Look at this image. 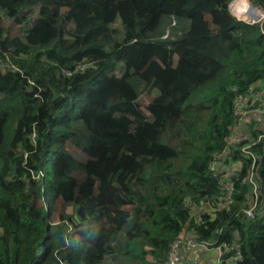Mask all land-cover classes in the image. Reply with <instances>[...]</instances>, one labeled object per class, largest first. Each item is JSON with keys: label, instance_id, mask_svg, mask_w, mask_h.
I'll use <instances>...</instances> for the list:
<instances>
[{"label": "trees", "instance_id": "trees-1", "mask_svg": "<svg viewBox=\"0 0 264 264\" xmlns=\"http://www.w3.org/2000/svg\"><path fill=\"white\" fill-rule=\"evenodd\" d=\"M232 1L0 0V264H264V22Z\"/></svg>", "mask_w": 264, "mask_h": 264}, {"label": "rangeland", "instance_id": "rangeland-1", "mask_svg": "<svg viewBox=\"0 0 264 264\" xmlns=\"http://www.w3.org/2000/svg\"><path fill=\"white\" fill-rule=\"evenodd\" d=\"M234 1V0H233ZM232 1V2H233ZM240 1V0H239ZM231 2V3H232ZM241 2H246V1H241ZM231 3L229 4V10H230V12H231V14L234 16V17H236L238 20H240V21H244V22H246V23H248V22H251V23H253V22H256V23H259L258 21H260L261 22V20H264L263 19V15H262V11H260V13H258V11L256 10V9H254L253 8V10H252V15L253 16H257V19L256 20H254L253 22L252 21H248L247 20V17L246 16H243V17H238L235 13H234V11L231 9ZM247 8H249V7H252L251 5V3L249 2V0H247ZM244 6H246V4H243V7ZM259 10V9H258ZM259 14H261V15H259ZM260 16V17H259ZM259 17V18H258ZM251 23H248V24H251ZM254 24V23H253ZM8 25H9V28H10V35L11 36H14V35H16L17 33H18V31H19V27L18 26H16V25H14V24H11V23H8ZM8 25H7V27H8ZM151 99V96L150 95H148V94H146V93H143L140 97H139V103L142 105V106H145L148 102H149V100ZM260 216H262V217H264V208L261 210V212H260ZM191 243L190 242H185V243H181V246H179V247H177L175 250H178L177 251V254H176V256H174V254H171L170 255V262H172L173 264H177V262H180L181 261V259L182 258H184L187 254L189 255V253L192 251L191 249H192V247H191V245H190ZM209 250H214V252L215 253H212V255H211V253H207V254H210L211 256L209 257V259L212 261V263L211 264H213V259H214V257L215 258H217V259H219V252H220V250H217V249H208V251ZM207 250H196L193 254H191L190 256H188V260L190 259L191 261H192V263H194L195 262V260L197 259L196 257H197V254L200 252V253H202V252H206ZM177 258V259H176ZM177 260H179V261H177ZM198 260V259H197ZM207 261V259H206V256L204 255V257L202 258V263L203 264H205V262Z\"/></svg>", "mask_w": 264, "mask_h": 264}, {"label": "built area", "instance_id": "built-area-1", "mask_svg": "<svg viewBox=\"0 0 264 264\" xmlns=\"http://www.w3.org/2000/svg\"><path fill=\"white\" fill-rule=\"evenodd\" d=\"M251 6L252 7H250V8L256 9L258 11V13H260V11H262V15L263 16L261 14H259V15H261L263 17V19H264V11L261 10L260 8L256 7V6H254V5H251ZM246 17H247V20L248 21H252V22L257 19V16H253V15H250V14H246ZM258 22H259V24H262L264 22V20H261V22L260 21H258ZM248 23H251V22H248ZM253 23H256V22H253ZM253 23H251V24H253ZM262 32L264 33V27L262 28ZM247 115H249V112L248 111H245V116H247ZM233 140L236 141V142H238V143H240V142H243L245 140V137L239 135V136L233 138ZM248 148H249V146H242L241 153L242 154H249V149ZM233 168H234V165L231 167L230 171L233 170ZM249 178H250V181H251V184H252L253 193L257 197L258 186H257L256 182L254 181V179L252 177L249 176ZM226 201H227V198H226ZM253 210H254V206L252 208L248 209V210H245L246 215L248 217H253L254 216V211ZM178 243L180 244L181 242H177V244ZM190 243H191L190 245H191L192 249H196V250H200V249L201 250H206L207 248H210V244L209 243H205V242H202V243H192V242H190ZM222 248L223 247L217 248V250H220L221 249L220 252H219V254L222 252ZM168 264H173V263L170 262V260H169V263ZM177 264H183V262L180 261V262H177Z\"/></svg>", "mask_w": 264, "mask_h": 264}, {"label": "bare ground", "instance_id": "bare-ground-1", "mask_svg": "<svg viewBox=\"0 0 264 264\" xmlns=\"http://www.w3.org/2000/svg\"><path fill=\"white\" fill-rule=\"evenodd\" d=\"M243 4H246V6L243 7ZM247 2H241V0H235L231 3V9L234 11V13L238 17L246 16V14L252 15L253 8H247Z\"/></svg>", "mask_w": 264, "mask_h": 264}, {"label": "crops", "instance_id": "crops-1", "mask_svg": "<svg viewBox=\"0 0 264 264\" xmlns=\"http://www.w3.org/2000/svg\"><path fill=\"white\" fill-rule=\"evenodd\" d=\"M207 253H211V255H212V253H215V252H214V250H209V251L202 252V253L199 252L197 254V257H196L198 260L196 259L195 262H194V264H203L202 263V258L204 257V255L206 256V259H207V261L205 262V264H211L212 261L209 259V257L211 255L210 254H207ZM218 263H219V259H217V258L214 257L213 264H218Z\"/></svg>", "mask_w": 264, "mask_h": 264}]
</instances>
